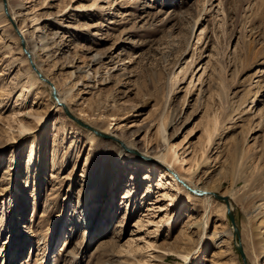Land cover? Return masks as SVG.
I'll return each mask as SVG.
<instances>
[{
  "label": "rangeland",
  "instance_id": "obj_1",
  "mask_svg": "<svg viewBox=\"0 0 264 264\" xmlns=\"http://www.w3.org/2000/svg\"><path fill=\"white\" fill-rule=\"evenodd\" d=\"M9 1L26 8V28L39 22L29 36L54 51L43 70L90 129L32 78L22 23L0 15V264H243L236 244L264 264L248 216L264 198V0ZM106 127L139 149L165 144L176 161L128 163ZM158 169L235 193L239 238L212 196L205 237L186 242L203 201L179 185L181 205Z\"/></svg>",
  "mask_w": 264,
  "mask_h": 264
},
{
  "label": "bare ground",
  "instance_id": "obj_2",
  "mask_svg": "<svg viewBox=\"0 0 264 264\" xmlns=\"http://www.w3.org/2000/svg\"><path fill=\"white\" fill-rule=\"evenodd\" d=\"M9 2H10L9 0H0V15L2 17H6V12H7L8 22L10 23V25H12L14 27L18 26L19 22L22 23V26L18 28V36H19L18 41H19L20 46H21L20 52L22 53L23 60L25 63L28 64V72L32 75V78L35 81H37L36 77L38 79L37 73L38 74L41 73L43 76L40 74V76H41L40 78H42L44 81L45 80L48 81V83L50 85H52L49 82V81H51V79L49 78V74L43 70V67L46 65V62H50L51 59L54 58V56H53L54 51H51L50 49H52V48L47 47L45 45L46 43H44L42 41V39H37L40 37H37L35 39L33 36L32 37L29 36L30 32L28 29L32 28L34 31L39 32L40 28L34 27L39 22L36 21V19L34 17H29L30 20H33L36 22H35L34 26H30L29 28H26L27 26L25 25L24 17L29 16V15H27V13H23V11L26 8L24 9L23 8L24 5H21L19 3H16L15 5H10ZM31 2H32V0H26L25 4H30ZM44 2H45V0H44ZM43 17L44 16H42L40 19H43ZM45 18H49V17L47 16ZM39 21H41V20H39ZM43 22H44V20H42L40 23H43ZM58 26H60V23L58 24ZM52 34H53L54 38L58 39L59 31H56ZM65 49H67V46H62V44L60 42L57 43V50H56L57 55L64 54L66 52ZM89 62H91L92 65H94L97 62V60H94V57H91ZM98 63H96V64H98ZM68 68H74V70H75L74 72L81 73L79 68H76L74 66L70 65V67H68ZM86 81L89 82V80L87 78H86ZM85 88H89V86L86 85ZM70 95H71V91L65 93V96H61V94L57 90V88H56V92L54 91V96H55L57 101L59 100L58 102H60L59 103V104H61L60 106L62 108H66L67 110L69 109V106L67 104L66 98H68ZM86 127H87V129H90L89 126H86ZM111 129H113V128H111ZM21 131L25 132L28 130L24 126H22ZM92 131H93V129H92ZM117 131H118V129H115L114 131L109 132L108 127H106L105 130H103L104 133H108L110 138L118 141V143H115V145H114L116 147V150H117V153H116L117 157H124L128 161V163L129 162L130 163L133 162L136 164L141 163V162H143L141 160L144 159L143 156L150 158L153 163H160V164L163 163V164H166L167 166L173 165L174 162L176 161V158L174 156L175 155V149H170V148L166 147L165 144H162V147L160 149L156 148L155 151L152 149V147H149V148L146 147L143 149H139V148L134 146L135 143L131 142V140H125L123 138L122 134L116 133ZM94 133H96L98 135H102V134L95 132V131H94ZM102 136H104V135H102ZM127 152H129V153L130 152H137V155L136 156L131 155V154H128ZM149 166L153 167V168L155 167L154 164H149ZM158 170H159V172L158 171L157 172H158V186L159 187L164 185L165 181H168L167 179H165V176H169L170 181L173 183H176L175 180L171 177V175H169V173H166L165 171H160V169H158ZM151 174H152V172H151ZM173 177L177 178L175 175H173ZM146 178H151V176L146 177ZM179 179L181 182H178ZM179 179H176V181L179 183V185L181 187H183V189L184 188L186 189L185 186H188L190 189L201 193V195H196L193 193H190V194H193L194 197L201 199L203 201V214L198 219L195 217L191 218L189 216L187 218L188 220H186L187 221L186 224L183 225V228L186 229L185 232H187V235L185 236L184 240L188 243L198 240L197 244H199L201 242V240H203V238L206 235V227H207L206 213H207L208 208L210 207V204L212 201V195H213L214 191L205 187V186H202L198 183L193 184L181 176L179 177ZM176 185H177V183H176ZM179 185H177L178 186V195L174 198L177 200H180V204L182 205L184 202L183 197L185 195L184 194L185 191H183V189H181V187ZM217 188H218V186L215 189H217ZM149 191H150V189H149ZM185 193L188 194V190ZM220 196L223 198H226V197L230 198L232 203L235 202V200L240 201V198H237L235 193H229V195L226 193H222ZM253 199H255V196L252 197V200ZM231 201L228 200L229 205H230V211L233 213L234 208L232 206ZM248 216H250L252 220H256L257 223L259 221V223L256 225L257 228L261 227V225H262V228L258 231V233L256 235V239L259 240V238H260V241H258V243H257L258 253L260 250V252L262 253L261 255L264 256V198L261 196L260 192H259V200H257L253 204L251 212L248 213ZM72 223L73 222H71V224ZM15 226L17 227V224H15ZM211 238L213 241H218L221 237L213 232L211 234ZM194 239H196V240H194Z\"/></svg>",
  "mask_w": 264,
  "mask_h": 264
},
{
  "label": "water",
  "instance_id": "obj_3",
  "mask_svg": "<svg viewBox=\"0 0 264 264\" xmlns=\"http://www.w3.org/2000/svg\"><path fill=\"white\" fill-rule=\"evenodd\" d=\"M37 76H38V78L42 81V82H45V83H47L48 85H49V87H50V95H51V97H53L54 99H55V101L57 102V104H59L58 103V101L56 100V98H55V96H54V88L48 83V81H44L42 78H40L41 76H40V74H38L37 73ZM63 110H64V113H65V115L69 118V119H71L72 121H74L77 125H79V126H81V127H84V128H87L86 127V125H84L83 123H81L80 121H78L77 119H75V117H73L70 113H69V111L66 109V108H63ZM178 182H181L180 181V179L178 180ZM183 185V184H182ZM186 187V189L190 192V193H193V194H196V195H201V193H199V192H196L195 190H192V189H190L188 186H185ZM217 201H222L224 204H225V206H226V214H227V216H228V219H229V221H230V224H231V226H232V230H233V239L236 241L238 238H239V231H238V228H237V226H236V224H235V221H234V216H233V213L230 211V205H229V202H228V200H227V198H223V197H221L220 195H216V194H213L212 195ZM236 249H237V251H238V253H239V255H240V257H241V260H242V263L243 264H247V261H246V258H245V255H244V253H243V250H242V248H241V245L240 244H236Z\"/></svg>",
  "mask_w": 264,
  "mask_h": 264
}]
</instances>
